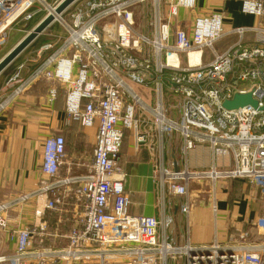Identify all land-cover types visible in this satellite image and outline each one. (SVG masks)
Here are the masks:
<instances>
[{"label": "built area", "instance_id": "obj_1", "mask_svg": "<svg viewBox=\"0 0 264 264\" xmlns=\"http://www.w3.org/2000/svg\"><path fill=\"white\" fill-rule=\"evenodd\" d=\"M62 1L0 0V42L19 21ZM194 5L195 0H75L48 26L56 22L62 34L48 33L51 42L34 50L38 58L51 51L43 63L27 80L19 78L23 66L8 78L7 85L18 86L0 101V112L42 80L51 84L50 102L62 90L66 117L96 133L82 176L59 177L66 151L62 136L43 142L40 170L47 185L0 203V238L14 245L12 253L0 255V264H264V240L252 241L246 231L230 235L227 244L178 245L167 235L172 218L129 211L121 165L125 131L136 145L149 142L153 129L163 138L179 134L185 154L207 143L215 154L221 150L233 158L229 170L155 169L153 177L166 196H187L188 181L201 178L248 180L264 191V26L225 31L223 15L216 13L196 17L189 33L181 27L171 31L182 10ZM240 6L243 15L264 19V0H240ZM141 19L146 31L139 29ZM248 34L256 45H248ZM225 37L235 41L218 52L215 46ZM191 54H198L197 63ZM134 86L145 88L148 100ZM236 93H251L258 107L226 110L223 101ZM168 96L177 102V117L166 105ZM143 124L150 130L142 132ZM33 198L43 203L37 223L12 222L11 209ZM64 210L74 216L65 246L35 248L36 239L41 243L45 237L42 212L58 213L61 224ZM181 210L187 214L188 203Z\"/></svg>", "mask_w": 264, "mask_h": 264}, {"label": "crops", "instance_id": "obj_2", "mask_svg": "<svg viewBox=\"0 0 264 264\" xmlns=\"http://www.w3.org/2000/svg\"><path fill=\"white\" fill-rule=\"evenodd\" d=\"M194 7L192 11L182 10L175 22L179 25L172 26L171 31L181 27L189 33L190 25L196 17L216 13L223 15L222 23L226 31L259 24L264 26V19L259 21L254 16L241 13L240 0H195ZM38 16L43 14L35 15L28 22L31 23ZM49 29L12 62H16L15 67L9 69L3 77L1 102L18 86V83L7 85L8 78L18 71V67L23 66L19 78L27 80L51 53L38 58L34 51L51 42L48 33L59 34L56 31L48 32ZM254 37L253 34L245 37L249 46L256 45ZM234 39L225 37L218 41L216 50L224 51L234 43ZM204 56L211 58L206 50ZM50 86V83L42 80L33 81L0 112V203L18 199L21 195H31L41 186L47 185L40 166L43 142L51 136H62L65 141L66 151L59 168L60 178L82 176L88 171L95 129H83L75 120L66 117L62 90H58L56 98L50 102L47 95ZM135 87L138 89L133 90L139 96L146 95L145 99L148 100L147 90ZM166 105L172 109L171 116L177 117V102L173 96L167 97ZM141 127L142 132L150 130L144 124ZM124 135L121 165L125 174V190L131 201V215L155 216L158 220L163 217L172 218L167 235L178 245L190 243L199 246L212 241L227 244L230 235L244 231L252 236V241L264 240V191L261 187L248 186L243 179L221 178L212 183L205 178V185L210 186L207 192L198 188L204 185V180H192L187 183V189H197L190 190L189 196L169 197L160 191L153 177L155 169L161 166L167 171H175L176 168L178 171L203 172L213 166L219 171L229 170L233 163L230 154L221 150L215 154L207 143L185 154L184 142L176 133L163 138L152 129L150 141L139 145L134 144L131 132L125 131ZM186 203L189 210L187 214L181 210ZM41 207V201L33 198L27 203L14 206L9 212L10 219L20 226L35 225L39 220L36 213ZM0 248L12 253L14 245L1 243Z\"/></svg>", "mask_w": 264, "mask_h": 264}, {"label": "rangeland", "instance_id": "obj_3", "mask_svg": "<svg viewBox=\"0 0 264 264\" xmlns=\"http://www.w3.org/2000/svg\"><path fill=\"white\" fill-rule=\"evenodd\" d=\"M54 1V0H53ZM47 3H52V0H47ZM137 12H142L144 10L143 7H137ZM48 11V12H47ZM47 11H45L44 13H38V14H43V18L48 16V13H50V11L47 9ZM37 14V15H38ZM144 20L141 19V26H144V28H142L141 26L139 27L140 30L142 31H146V26L142 23ZM29 22H23V21H19L18 23H16L13 27L9 28L6 32L7 36L4 39V41L0 42V60L7 54L9 53L14 47L15 45L25 36H27L31 30L34 28V26L37 24H35L31 30L27 29V24ZM59 26L57 25V23L55 22L54 24H52L49 28L48 32H53L56 31L59 34H62V30L60 28H58ZM16 63V62H15ZM15 63L10 64L8 67H6L7 69H4L3 72L0 73V88L2 86V81H3V77L4 75L8 74L9 69L14 68L15 67ZM244 87L246 85H243ZM133 89L136 91L138 88L137 87H133ZM126 142V141H125ZM205 181H203L204 185L199 186L198 188L203 189L204 191L210 188L209 185H205ZM248 186H252L248 180H245ZM193 182V181H192ZM194 189H197L195 187H193ZM194 189L188 188L187 189V193L188 196L191 194L190 190L193 191ZM58 213H49L46 211L42 212V222H44L46 224V230L44 232L45 237L42 238V242L39 243V238L38 237L35 241V248L38 247H44V248H61L63 246H65L66 244V240L64 237H66L69 233V229L70 227L73 225L74 223V216L73 213H71L69 210H64L62 212V223L61 224H57V219H58ZM233 234V233H232ZM2 238H0V244L3 242L1 241ZM0 250H2L0 248ZM9 251V250H8ZM7 250H3L0 253L4 254H10Z\"/></svg>", "mask_w": 264, "mask_h": 264}, {"label": "water", "instance_id": "obj_4", "mask_svg": "<svg viewBox=\"0 0 264 264\" xmlns=\"http://www.w3.org/2000/svg\"><path fill=\"white\" fill-rule=\"evenodd\" d=\"M74 1L75 0H63L55 10L56 14L59 15L62 14L64 12V9ZM53 20H54V16L48 14V16H46L42 21H40L27 36L22 38L15 45V47L0 60V73L4 69H6V67H8L10 64H12L15 58L19 54H21L24 50H26L38 36H40L44 31H46V29H48L47 28L48 25L52 23ZM222 106L226 110H236L242 107H252V108L258 107L257 102L256 100H254L251 93H247V94L236 93L231 100L223 101ZM261 110H264V108H261Z\"/></svg>", "mask_w": 264, "mask_h": 264}, {"label": "bare ground", "instance_id": "obj_5", "mask_svg": "<svg viewBox=\"0 0 264 264\" xmlns=\"http://www.w3.org/2000/svg\"><path fill=\"white\" fill-rule=\"evenodd\" d=\"M59 5H60V3H59L55 8H51V7L48 8V10L50 11V13H48V14L53 15V16H54V20H58V21H59V16H60L61 14H60V15H59V14H56V11H55V10H56V8H57ZM44 18H45V17H44ZM44 18H43V19H44ZM43 19H42V20H43ZM42 20H41V21H42ZM54 20H53V21H54ZM53 21H52V22H53ZM259 21H260V20H259ZM50 24H51V23H50ZM50 24H49V25H50ZM49 25H48V26H49ZM35 26H36V25H35ZM35 26H34V27H35ZM47 28H48V27H47ZM46 30H47V29H46ZM225 31H226V30H225ZM228 31H229V30H228ZM190 58H191V62H192V63H197V62L199 61L198 54H191V55H190ZM91 129H95V128H91ZM95 133H96V129H95ZM94 138H95V134H94ZM93 144H94V143H93ZM175 171H176V170H175ZM204 179H205V178H204ZM204 179H203V178H201V179H190L189 181H192V180H204ZM206 179H209V178H206ZM209 180H210L212 183H214L211 179H209ZM189 181H188V182H189ZM32 194H33V193H32ZM32 194H31V195H32ZM41 204H42V206H43V203H42V202H41ZM41 209H42V207H41ZM212 242H216V243H218L217 241H212ZM212 242H210V243H212ZM210 243H207L206 245H208V244H210ZM219 244L221 245V243H219ZM190 245H191V244H190ZM206 245H201V246H206ZM192 246H197V245H192ZM199 246H200V245H199Z\"/></svg>", "mask_w": 264, "mask_h": 264}, {"label": "trees", "instance_id": "obj_6", "mask_svg": "<svg viewBox=\"0 0 264 264\" xmlns=\"http://www.w3.org/2000/svg\"><path fill=\"white\" fill-rule=\"evenodd\" d=\"M41 17L43 16H38L34 20H32L31 23L27 25V29L31 30V28L41 19Z\"/></svg>", "mask_w": 264, "mask_h": 264}]
</instances>
